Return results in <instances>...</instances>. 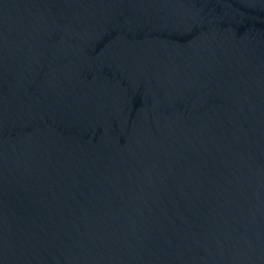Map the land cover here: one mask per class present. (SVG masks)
Here are the masks:
<instances>
[{"label":"water","instance_id":"1","mask_svg":"<svg viewBox=\"0 0 264 264\" xmlns=\"http://www.w3.org/2000/svg\"><path fill=\"white\" fill-rule=\"evenodd\" d=\"M0 264H264V0H0Z\"/></svg>","mask_w":264,"mask_h":264}]
</instances>
